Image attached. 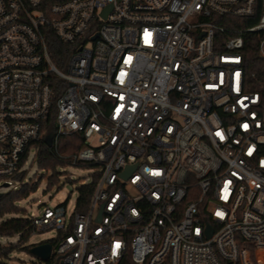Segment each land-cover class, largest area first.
<instances>
[{"label": "built area", "instance_id": "2783aa9c", "mask_svg": "<svg viewBox=\"0 0 264 264\" xmlns=\"http://www.w3.org/2000/svg\"><path fill=\"white\" fill-rule=\"evenodd\" d=\"M261 4L220 40L258 0H0V188L35 145L95 169L84 211L28 217L57 232L44 262L264 264V79L244 56L253 36L264 59Z\"/></svg>", "mask_w": 264, "mask_h": 264}, {"label": "trees", "instance_id": "16d2710c", "mask_svg": "<svg viewBox=\"0 0 264 264\" xmlns=\"http://www.w3.org/2000/svg\"><path fill=\"white\" fill-rule=\"evenodd\" d=\"M257 12L254 17L251 18H241V17H219V23L224 27H227V31H224L223 34L218 35V39L224 40L228 36L235 34L240 28L246 26L254 25L259 22L260 10H261V0H258ZM237 30V31H234ZM257 38L253 36L250 37V40L247 42L244 48V56L246 59V67L249 73L257 72L259 78L264 79V59L260 57L258 52V41ZM50 51L55 63L64 68L66 66V57L70 56L74 50L69 45L63 44L58 40V38L53 34L49 38ZM82 138L78 135L64 136L61 139L60 152L65 154H71L75 152L82 146ZM48 150L42 149L38 158L39 164L41 167L46 169H51L53 171L52 176L49 180L48 187L54 185V181L58 179L57 168L62 165L69 164V160L61 159L58 155L51 156L47 152ZM23 175H20L19 178L23 179ZM96 181H92L86 185L80 186V192L77 200V209L84 211L90 200L92 198V193ZM31 186L29 184H23L19 190L12 191L8 194H4L0 198V261L1 264H8L7 259L10 252L16 247L15 244L3 245L1 239L5 237H12L20 234L21 240H26L30 233L34 230L29 218L27 217H13L5 219L7 213L16 211L19 213L20 208L16 205V202L28 197L31 192ZM125 264H130L127 261Z\"/></svg>", "mask_w": 264, "mask_h": 264}, {"label": "rangeland", "instance_id": "374dc122", "mask_svg": "<svg viewBox=\"0 0 264 264\" xmlns=\"http://www.w3.org/2000/svg\"><path fill=\"white\" fill-rule=\"evenodd\" d=\"M38 145H35L29 153L28 164L25 165L24 184L31 186L30 195L16 202L19 206V213L13 211L5 215V219L13 217H29L33 212L41 214L44 207H56L61 204L67 205L68 212H74L81 182L93 180V167H78L71 164L59 166L57 168L58 179L54 181V185L48 187L50 177L53 171L40 166L38 158ZM20 182V185H23ZM14 189V186L2 187L0 192L8 194ZM54 229L42 231H32L26 240H21V235L2 238L3 245L15 244L16 247L10 252L7 259L8 264H47L31 251L33 246L49 242L57 237Z\"/></svg>", "mask_w": 264, "mask_h": 264}, {"label": "water", "instance_id": "95a60500", "mask_svg": "<svg viewBox=\"0 0 264 264\" xmlns=\"http://www.w3.org/2000/svg\"><path fill=\"white\" fill-rule=\"evenodd\" d=\"M108 10H106L104 12V14L107 13ZM98 35L94 36L93 39H95ZM7 186V185H6ZM4 195V193L0 192V198ZM103 209V208H102ZM212 228L209 227V233H208V237H210L212 235ZM31 251L34 252V254H36L40 259L42 260H47L49 259L50 255L52 254V245L49 242H45L36 246H33L31 248Z\"/></svg>", "mask_w": 264, "mask_h": 264}]
</instances>
